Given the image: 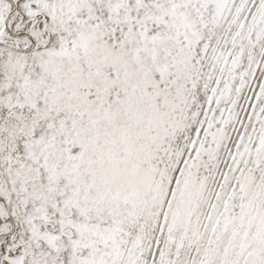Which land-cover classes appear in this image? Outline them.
Returning <instances> with one entry per match:
<instances>
[{
    "label": "snow or ice",
    "instance_id": "snow-or-ice-1",
    "mask_svg": "<svg viewBox=\"0 0 264 264\" xmlns=\"http://www.w3.org/2000/svg\"><path fill=\"white\" fill-rule=\"evenodd\" d=\"M0 264H264V0H0Z\"/></svg>",
    "mask_w": 264,
    "mask_h": 264
}]
</instances>
